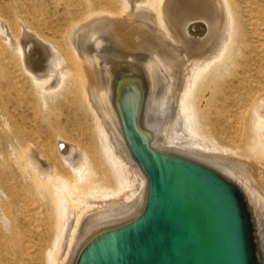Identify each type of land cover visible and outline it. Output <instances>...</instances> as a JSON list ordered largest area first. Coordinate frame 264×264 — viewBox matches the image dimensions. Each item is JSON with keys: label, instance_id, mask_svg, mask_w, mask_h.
Here are the masks:
<instances>
[{"label": "bare ground", "instance_id": "6f19581e", "mask_svg": "<svg viewBox=\"0 0 264 264\" xmlns=\"http://www.w3.org/2000/svg\"><path fill=\"white\" fill-rule=\"evenodd\" d=\"M104 56L144 63L152 144L241 178L264 212V0H0V264H67L80 221L148 181Z\"/></svg>", "mask_w": 264, "mask_h": 264}, {"label": "water", "instance_id": "95a60500", "mask_svg": "<svg viewBox=\"0 0 264 264\" xmlns=\"http://www.w3.org/2000/svg\"><path fill=\"white\" fill-rule=\"evenodd\" d=\"M104 57L106 106L148 181L80 221L67 264H264V212L242 179L152 144L144 63Z\"/></svg>", "mask_w": 264, "mask_h": 264}, {"label": "rangeland", "instance_id": "374dc122", "mask_svg": "<svg viewBox=\"0 0 264 264\" xmlns=\"http://www.w3.org/2000/svg\"><path fill=\"white\" fill-rule=\"evenodd\" d=\"M158 122L161 123V121H158ZM158 122H157V124H158ZM158 125H160V124H158ZM85 139H86V138H85ZM87 139L90 140L92 143H93V142H94V143H97L95 138L93 139L92 137H89V138H87ZM87 139H86V140H87ZM116 144H117V143H116ZM116 144H115V145H116ZM119 147H120V146H119ZM119 147H118V145H116V149L113 148V150H114L115 152L118 153V152L121 151V148H119ZM119 149H120V150H119ZM127 191H129V190H126V192H127ZM129 193H130V192H129ZM132 197H133V193H132V194L130 193V194H128L127 196H125L124 198H125V200L129 201V199H131ZM47 236H48V235H47ZM50 236H51V235H50ZM33 238H34L35 243L37 244V246H36V251H37L38 249H40V248H43V249H44L45 247H47V246L50 245L49 242L46 244L47 246H46L45 244H42V243L40 244V239H39V237H38L36 234L33 235ZM47 238H48V237H47ZM36 251H35V252H36ZM36 253H38V252H36ZM38 254H40V253H38ZM41 255H42V256H41L42 259H41V257H39L40 255H38V257H36V260H35L32 264H39V263H40V264H44V263H46V262L44 261V260H46L45 257H44V254L41 253ZM43 261H44V262H43ZM41 262H42V263H41ZM46 264H47V263H46Z\"/></svg>", "mask_w": 264, "mask_h": 264}]
</instances>
